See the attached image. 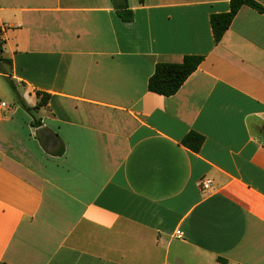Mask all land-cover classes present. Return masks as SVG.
<instances>
[{"label": "crops", "instance_id": "crops-1", "mask_svg": "<svg viewBox=\"0 0 264 264\" xmlns=\"http://www.w3.org/2000/svg\"><path fill=\"white\" fill-rule=\"evenodd\" d=\"M229 10L0 0V264H264V11L242 7L216 44ZM189 55L175 95L148 90Z\"/></svg>", "mask_w": 264, "mask_h": 264}, {"label": "trees", "instance_id": "trees-1", "mask_svg": "<svg viewBox=\"0 0 264 264\" xmlns=\"http://www.w3.org/2000/svg\"><path fill=\"white\" fill-rule=\"evenodd\" d=\"M244 6L251 7L259 12H263L264 8L259 5L255 0H230V10L224 14H213L210 18L214 41L218 44L223 38L226 31L231 26L235 16L240 9ZM118 16L124 22H131L134 19L133 12L129 10L125 4L118 9ZM3 52V42L0 41V54ZM203 57L189 55L183 58L181 63H159L155 67L153 75L148 81V90L152 93L170 97L175 95L186 80L194 73L201 62ZM0 64L8 66V71L2 69L0 72L10 76L11 61L0 56ZM9 85L15 90V85L12 80L8 79ZM37 96L40 97L38 107L42 106L49 100V95L38 92ZM183 145L192 150L199 152L204 143V137L191 132L182 141Z\"/></svg>", "mask_w": 264, "mask_h": 264}, {"label": "built area", "instance_id": "built-area-1", "mask_svg": "<svg viewBox=\"0 0 264 264\" xmlns=\"http://www.w3.org/2000/svg\"><path fill=\"white\" fill-rule=\"evenodd\" d=\"M1 107L5 108L6 104L5 103H1ZM211 184H212L211 180H208V179L202 180L200 182L201 191L208 193L211 190ZM176 235L179 238L182 237V235H181V233L179 231L176 233Z\"/></svg>", "mask_w": 264, "mask_h": 264}, {"label": "rangeland", "instance_id": "rangeland-1", "mask_svg": "<svg viewBox=\"0 0 264 264\" xmlns=\"http://www.w3.org/2000/svg\"><path fill=\"white\" fill-rule=\"evenodd\" d=\"M0 66H1L2 69H5V70L8 71V66H6V65H1V64H0Z\"/></svg>", "mask_w": 264, "mask_h": 264}]
</instances>
